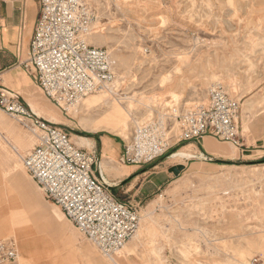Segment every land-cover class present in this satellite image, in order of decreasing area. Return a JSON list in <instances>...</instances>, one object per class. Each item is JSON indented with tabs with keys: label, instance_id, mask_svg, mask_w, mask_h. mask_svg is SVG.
<instances>
[{
	"label": "rangeland",
	"instance_id": "rangeland-1",
	"mask_svg": "<svg viewBox=\"0 0 264 264\" xmlns=\"http://www.w3.org/2000/svg\"><path fill=\"white\" fill-rule=\"evenodd\" d=\"M88 4L97 20L86 41L109 52L116 74L115 88L104 95V103L87 111L79 104L63 113L42 95L33 73L30 88L17 91L43 105L41 112L55 118L52 124L65 131L71 142H80L77 136L87 137L89 150L100 155L101 162H111V172L100 173L107 185L114 184L112 195L136 207L140 218L145 216L148 228L142 231L141 243L137 246L129 241L126 246L134 248L133 254L126 260L117 259L125 246L113 256L115 263L264 264V0H121L114 5L91 0ZM217 84L239 104L240 150L212 138L226 154L214 157L198 144H175L172 138L168 155L151 164L121 161L138 125L170 115L172 108L182 113L206 104L209 90ZM118 107L127 114V130L116 133L93 128L94 121ZM171 127L172 137L179 131L175 121ZM34 133L0 110V181L17 169L36 186L21 164L35 146ZM189 144L194 145V157L175 162L173 152ZM124 165L133 166L129 171L134 172L123 180L124 176L115 175ZM177 165L184 169L176 176L168 170ZM21 175H16L18 182ZM23 186L18 192L28 191ZM37 190L35 216L52 214L53 204ZM16 196L9 193V202ZM2 198L0 207L6 208L9 202L4 194ZM16 211L9 210V214ZM26 212L20 214L15 232L28 240L26 254L33 259L35 239L45 232L54 237L59 233L40 219L32 221ZM67 222L77 234L81 253L88 250L100 264H114ZM30 232L38 233L26 237ZM83 259L79 264H84Z\"/></svg>",
	"mask_w": 264,
	"mask_h": 264
},
{
	"label": "built area",
	"instance_id": "built-area-1",
	"mask_svg": "<svg viewBox=\"0 0 264 264\" xmlns=\"http://www.w3.org/2000/svg\"><path fill=\"white\" fill-rule=\"evenodd\" d=\"M90 1L37 0L38 16L24 70L34 74L42 95L63 113L89 95L109 91L116 82L109 52L86 41L97 20ZM103 1L114 5L120 0ZM0 110L37 131L36 144L22 158V166L44 200L57 206L101 255H115L137 231L140 217L136 207L108 189L99 171L100 155L77 147L65 131L36 116L19 95L6 88L0 89ZM238 111L236 99L220 84L213 85L206 104L182 113L172 108L170 115L138 125L121 161L151 164L168 155L172 138L175 144L199 145L210 137L240 150ZM173 121L179 132L171 137ZM17 259L16 240L0 239V264H16Z\"/></svg>",
	"mask_w": 264,
	"mask_h": 264
},
{
	"label": "crops",
	"instance_id": "crops-1",
	"mask_svg": "<svg viewBox=\"0 0 264 264\" xmlns=\"http://www.w3.org/2000/svg\"><path fill=\"white\" fill-rule=\"evenodd\" d=\"M38 16V4L37 0H13L9 2L0 1V89L6 88L12 92L17 90H28L30 85L33 83L34 76L32 73H28L24 70V64L27 59V53L29 48V43L33 34L34 25ZM35 83V79H34ZM10 87V88H9ZM17 95L21 96L24 101L28 104L33 105L37 111H42L39 108L42 107L36 104V100L29 96L24 91H17ZM81 102L80 104H82ZM44 107V106H43ZM43 109V108H42ZM43 112V111H42ZM104 118L94 121L93 128L98 130L95 126L99 124ZM55 120V118H54ZM51 123H56L55 121H49ZM101 130V129H99ZM104 131V130H101ZM210 137H204L199 143V146L203 149L205 154H211L214 157H225V148L217 146ZM88 140V139H87ZM94 140V139H93ZM88 147H85L82 143H74L79 148L91 147V142L88 140ZM96 141L94 140V143ZM9 143V142H8ZM10 145V143H9ZM193 144L184 146L183 148L177 150L176 152L184 151L191 153V147ZM14 148V147H13ZM12 150V148H11ZM16 151L17 149L14 148ZM116 153L117 149H113ZM173 152V153H176ZM18 154V152L16 151ZM172 153V154H173ZM192 154V153H191ZM193 155V154H192ZM115 158L113 155L109 156ZM194 157V155H193ZM192 157V158H193ZM170 159V156L169 158ZM173 160V159H170ZM184 159H177L175 162L179 163ZM111 162L103 161L101 165L103 167V174L111 172ZM129 168L133 166L124 165L121 168V172L117 173L115 176L128 178L134 171H129ZM21 169V168H20ZM23 169V168H22ZM21 175L19 171L10 176H3L2 181H0V204L3 201L2 195L4 194V199L9 202V193L13 191L17 196L15 200H10L6 208L0 207V239L3 238H14L18 246L17 264H36L42 262V260L48 264H79L80 258H84V264H100L96 261L91 251L86 250L84 253L80 252V247L78 245L77 234L72 230L68 220L64 217L60 209H57L52 205V214L43 212L39 214L40 217L43 215L48 220V222L42 217L40 221L43 225L52 226L55 232H60L59 237L51 236L50 234L43 233L41 238L35 239L37 241L36 250L34 251V258L31 259L27 257L26 250L28 240L24 241L22 238L16 236V228L20 223V214H22V205L20 204L19 197L21 195L26 196L31 204L35 208V204L39 202V194L37 187H34L29 178H25L21 175V181L16 180V175ZM106 178V177H105ZM107 179V178H106ZM3 180L6 181L8 186H2ZM108 181V180H107ZM109 182V181H108ZM110 183V182H109ZM27 185L28 191L25 193L19 191V187ZM114 184L110 183V186ZM112 188V187H111ZM39 189V188H38ZM40 190V189H39ZM3 193V194H2ZM135 195V194H134ZM4 203V202H3ZM9 208V209H8ZM14 208V209H12ZM9 210H17L15 213H10ZM16 215V217H14ZM145 217V216H144ZM143 218H140V229H138V235L136 238H132V242L137 246L141 243L142 231L148 228V223ZM11 232V235L9 234ZM58 239V240H57ZM137 240V241H136ZM79 246V247H78ZM21 247V248H20ZM127 252H122L121 259L126 260L128 256H131L134 252V248L130 249L126 246ZM85 250V249H84ZM84 256V257H83ZM119 259V257L117 258ZM118 262V260H116Z\"/></svg>",
	"mask_w": 264,
	"mask_h": 264
},
{
	"label": "bare ground",
	"instance_id": "bare-ground-1",
	"mask_svg": "<svg viewBox=\"0 0 264 264\" xmlns=\"http://www.w3.org/2000/svg\"><path fill=\"white\" fill-rule=\"evenodd\" d=\"M121 2V0L118 2V3H116V4H119ZM90 35V34H89ZM88 37V36H87ZM115 86V83H114V85H113V88H111L109 91H103V92H100V93H96V94H92L91 96L89 95V97L86 99V100H84V102H83V104H81V107L83 108V109H85L84 111H87V110H89V109H92V108H96V107H98L99 106V104L101 103V104H103L104 103V98H105V96L104 95H107L108 96V94L109 93H112V91L114 90V87ZM231 90H233V89H231ZM82 100V101H83ZM81 101V102H82ZM80 102V103H81ZM26 103V102H25ZM79 103V104H80ZM27 105H28V107L30 108V110L36 115V116H38V117H40L41 119H46L47 121H52V122H54V119H52L51 117H48V116H45L42 112H40V111H37L35 108H34V106L33 105H31V104H28V103H26ZM78 107V106H77ZM74 109H76V107L75 108H73V109H71V110H69V112L70 111H73ZM126 120H127V114H125V112H123V110L120 108V107H118V108H116L114 111H113V113L112 114H110V115H107V116H105L104 117V119L99 123V124H97L95 127L96 128H98V129H101V130H104V131H110V132H116V133H118L119 131H120V133H122V132H124L125 130H127V126H126ZM34 135H35V139H36V134L34 133ZM77 137H79L78 139H79V141H80V143H82L85 147H87L89 144V142H88V138L87 137H81V136H77ZM36 142V141H35ZM73 143V142H72ZM36 144V143H35ZM10 147L12 148V150L16 153V151L14 150V148L10 145ZM82 148V147H81ZM17 154V153H16ZM18 155V154H17ZM171 156V155H170ZM192 157V154L191 153H189V152H184V151H180V152H176V153H174L173 155H172V158H176V159H189V158H191ZM23 158V157H22ZM21 164H22V160H21ZM22 168H23V166H22ZM24 169V168H23ZM99 171H101V172H103V167H102V165H101V160H100V162H99ZM4 176V175H3ZM30 182H31V180H30ZM105 182V181H104ZM31 184L34 186V187H36L32 182H31ZM106 184V183H105ZM107 185V184H106ZM2 186H7V184H6V181L5 180H3V183H2ZM108 187H110V185H107ZM38 188V187H37ZM7 200V199H6ZM19 201H20V204L22 205V207H23V211L24 210H26L27 212H26V215H29L30 214V217L32 218V221H34V222H36V221H39V219L40 218H44L47 222H48V220L45 218V216L43 215L42 217H40L39 216V214H37V217L35 216V214H34V212H35V208H34V206L31 204V202L29 201V199L28 198H26V196H24L23 195V197H19ZM9 209V208H8ZM61 211V210H60ZM63 214V213H62ZM40 217V218H39ZM139 225H140V223H139ZM138 229H139V227H138ZM138 229H137V231L134 233V235L132 236V238H136V236L138 235ZM38 232H30V233H28L27 235H26V237L27 236H31V235H35V234H37ZM57 233H59V236H60V232H57ZM58 236V237H59ZM132 238L129 240V241H131L132 240ZM129 241L118 251V252H121V250L129 243ZM137 241V240H136ZM128 250H127V248H124L123 249V252H127ZM117 252V253H118ZM117 253H115V255L117 254ZM114 256V255H113ZM113 256H111V257H107V259L109 260V261H113L114 262V264H118V262L116 261V263H115V261L113 260ZM18 258H19V255H18ZM122 258V256L120 255V257H119V259H121ZM18 260V259H17ZM17 264V263H16Z\"/></svg>",
	"mask_w": 264,
	"mask_h": 264
},
{
	"label": "water",
	"instance_id": "water-1",
	"mask_svg": "<svg viewBox=\"0 0 264 264\" xmlns=\"http://www.w3.org/2000/svg\"><path fill=\"white\" fill-rule=\"evenodd\" d=\"M183 169L184 167L182 165H177L175 167L170 168L168 171L177 176L181 171H183ZM108 189L110 190L111 187H108Z\"/></svg>",
	"mask_w": 264,
	"mask_h": 264
},
{
	"label": "trees",
	"instance_id": "trees-1",
	"mask_svg": "<svg viewBox=\"0 0 264 264\" xmlns=\"http://www.w3.org/2000/svg\"><path fill=\"white\" fill-rule=\"evenodd\" d=\"M83 136H86V135L83 134ZM175 152H176V151H175Z\"/></svg>",
	"mask_w": 264,
	"mask_h": 264
}]
</instances>
